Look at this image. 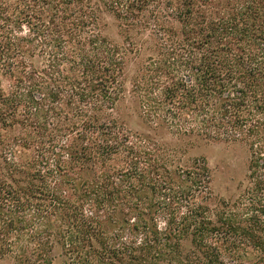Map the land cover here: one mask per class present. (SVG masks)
I'll return each instance as SVG.
<instances>
[{
    "label": "trees",
    "instance_id": "trees-1",
    "mask_svg": "<svg viewBox=\"0 0 264 264\" xmlns=\"http://www.w3.org/2000/svg\"><path fill=\"white\" fill-rule=\"evenodd\" d=\"M162 2L178 29L146 18ZM103 8L155 35L133 90L148 133L114 113L135 43ZM164 128L246 145L243 199L213 218L207 164L162 151ZM56 244L71 264H264V0H0V259L51 264Z\"/></svg>",
    "mask_w": 264,
    "mask_h": 264
},
{
    "label": "rangeland",
    "instance_id": "rangeland-1",
    "mask_svg": "<svg viewBox=\"0 0 264 264\" xmlns=\"http://www.w3.org/2000/svg\"><path fill=\"white\" fill-rule=\"evenodd\" d=\"M99 0H92L98 2ZM155 14L146 13V18L152 20L153 16L161 24L174 25L177 29L179 25L168 16L165 4L159 3ZM101 21L104 25L103 34L110 40L118 44L134 42L133 53H129L125 69L124 92L119 102L118 109L114 112L126 127L133 132L148 133V127L140 118L141 103L136 95L134 84L135 79L144 76L146 82L150 76L149 68L153 65L150 60L159 58V48L155 41V35L149 29L136 28L129 32V37L120 27V21L107 8L101 12ZM137 48L140 52H137ZM154 66H152L153 68ZM157 141L161 144L162 151L172 155L177 163L186 167L192 166L196 160L204 161L210 170L209 191L211 192L208 201L203 202L211 208L209 213L213 218L221 207L220 202L226 201L234 204L243 199L250 187L249 163L250 151L248 147L239 142H216L204 139L183 137L178 138L168 132L167 129L159 130L156 135ZM164 225V224H162ZM186 250L191 248L190 242L185 243ZM19 250H15L0 259V264H21L19 262ZM245 254L249 256L246 252ZM71 256V255H70ZM63 249V246L56 244L50 254L47 255L51 264H71L70 257ZM46 258V259H47ZM44 264H50L47 261Z\"/></svg>",
    "mask_w": 264,
    "mask_h": 264
}]
</instances>
